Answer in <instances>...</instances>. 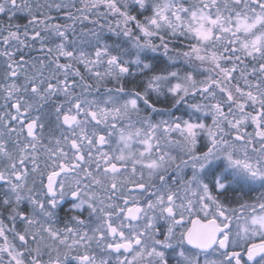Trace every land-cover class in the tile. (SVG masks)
Returning <instances> with one entry per match:
<instances>
[{
    "label": "snow or ice",
    "instance_id": "obj_1",
    "mask_svg": "<svg viewBox=\"0 0 264 264\" xmlns=\"http://www.w3.org/2000/svg\"><path fill=\"white\" fill-rule=\"evenodd\" d=\"M0 264H264V0H0Z\"/></svg>",
    "mask_w": 264,
    "mask_h": 264
}]
</instances>
